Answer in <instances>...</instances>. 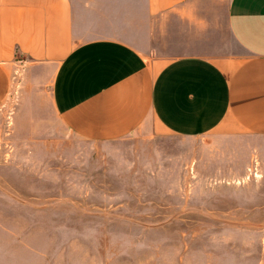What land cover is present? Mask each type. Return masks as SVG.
<instances>
[{"label":"crops","instance_id":"obj_1","mask_svg":"<svg viewBox=\"0 0 264 264\" xmlns=\"http://www.w3.org/2000/svg\"><path fill=\"white\" fill-rule=\"evenodd\" d=\"M15 73L41 128L236 153L264 138V0H0V106Z\"/></svg>","mask_w":264,"mask_h":264},{"label":"rangeland","instance_id":"obj_2","mask_svg":"<svg viewBox=\"0 0 264 264\" xmlns=\"http://www.w3.org/2000/svg\"><path fill=\"white\" fill-rule=\"evenodd\" d=\"M18 76L0 106V264H264V138L232 154L85 141L38 126Z\"/></svg>","mask_w":264,"mask_h":264}]
</instances>
